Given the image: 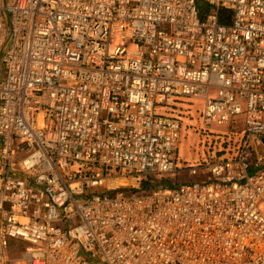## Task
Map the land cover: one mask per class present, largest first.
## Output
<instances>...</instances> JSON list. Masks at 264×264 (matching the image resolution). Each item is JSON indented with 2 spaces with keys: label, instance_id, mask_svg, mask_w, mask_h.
Returning <instances> with one entry per match:
<instances>
[{
  "label": "built area",
  "instance_id": "2783aa9c",
  "mask_svg": "<svg viewBox=\"0 0 264 264\" xmlns=\"http://www.w3.org/2000/svg\"><path fill=\"white\" fill-rule=\"evenodd\" d=\"M202 1L0 0V264H264V0ZM184 98L240 143L127 190L176 172Z\"/></svg>",
  "mask_w": 264,
  "mask_h": 264
},
{
  "label": "rangeland",
  "instance_id": "374dc122",
  "mask_svg": "<svg viewBox=\"0 0 264 264\" xmlns=\"http://www.w3.org/2000/svg\"><path fill=\"white\" fill-rule=\"evenodd\" d=\"M6 1L13 4L16 0ZM198 3L201 5L203 1L198 0ZM4 19L7 25L6 17ZM4 73V66L1 65V79ZM177 107L181 110L179 115L183 124L177 149V169L173 176L164 179L171 180L172 184L206 179L208 177L206 163L223 157L240 143L243 136L242 120H233L224 125L213 123L207 128L202 123L201 114L204 108L202 99L184 98ZM258 152L264 159V146L259 148Z\"/></svg>",
  "mask_w": 264,
  "mask_h": 264
},
{
  "label": "trees",
  "instance_id": "16d2710c",
  "mask_svg": "<svg viewBox=\"0 0 264 264\" xmlns=\"http://www.w3.org/2000/svg\"><path fill=\"white\" fill-rule=\"evenodd\" d=\"M200 7L203 9V11L205 12L206 10V5L201 4ZM205 9V10H204ZM222 21H228V12L225 11L224 9H222V11L220 12ZM178 184V183H177ZM158 185H168V186H172V185H176V184H172L171 180L168 179H163L160 182H152L150 180H142L139 187L135 188V189H127V190H132V191H136V192H144V191H148L151 188H154Z\"/></svg>",
  "mask_w": 264,
  "mask_h": 264
},
{
  "label": "water",
  "instance_id": "95a60500",
  "mask_svg": "<svg viewBox=\"0 0 264 264\" xmlns=\"http://www.w3.org/2000/svg\"><path fill=\"white\" fill-rule=\"evenodd\" d=\"M262 143H263V145H264V136L262 137Z\"/></svg>",
  "mask_w": 264,
  "mask_h": 264
}]
</instances>
